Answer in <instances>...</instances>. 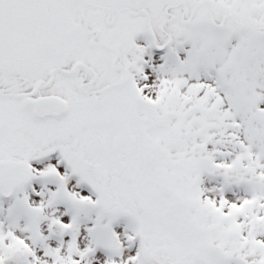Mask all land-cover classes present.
Returning a JSON list of instances; mask_svg holds the SVG:
<instances>
[{
  "label": "snow or ice",
  "instance_id": "6c2138e0",
  "mask_svg": "<svg viewBox=\"0 0 264 264\" xmlns=\"http://www.w3.org/2000/svg\"><path fill=\"white\" fill-rule=\"evenodd\" d=\"M0 264H264V0H0Z\"/></svg>",
  "mask_w": 264,
  "mask_h": 264
}]
</instances>
